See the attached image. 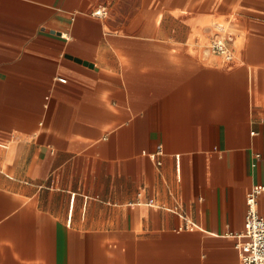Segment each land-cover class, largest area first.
I'll list each match as a JSON object with an SVG mask.
<instances>
[{"label":"crops","instance_id":"1","mask_svg":"<svg viewBox=\"0 0 264 264\" xmlns=\"http://www.w3.org/2000/svg\"><path fill=\"white\" fill-rule=\"evenodd\" d=\"M262 184L264 0H0V264H239Z\"/></svg>","mask_w":264,"mask_h":264},{"label":"built area","instance_id":"2","mask_svg":"<svg viewBox=\"0 0 264 264\" xmlns=\"http://www.w3.org/2000/svg\"><path fill=\"white\" fill-rule=\"evenodd\" d=\"M97 11L95 13H100ZM227 36L215 35L209 45L213 54L222 56L225 60H232ZM264 194V184L255 185L247 195V214L245 218L244 244H237L242 249L239 264H264V214L258 209L259 198Z\"/></svg>","mask_w":264,"mask_h":264},{"label":"rangeland","instance_id":"3","mask_svg":"<svg viewBox=\"0 0 264 264\" xmlns=\"http://www.w3.org/2000/svg\"><path fill=\"white\" fill-rule=\"evenodd\" d=\"M215 35H218V34H214L213 37H214ZM220 35H221V34H220ZM226 36H227V42H228V44H229V36H228V35H226ZM210 42H211V39H210ZM210 42H209V44H210Z\"/></svg>","mask_w":264,"mask_h":264}]
</instances>
